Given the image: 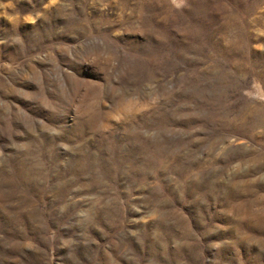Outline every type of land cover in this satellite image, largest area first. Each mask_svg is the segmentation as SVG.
<instances>
[{
  "label": "rangeland",
  "instance_id": "1",
  "mask_svg": "<svg viewBox=\"0 0 264 264\" xmlns=\"http://www.w3.org/2000/svg\"><path fill=\"white\" fill-rule=\"evenodd\" d=\"M0 264H264V0H0Z\"/></svg>",
  "mask_w": 264,
  "mask_h": 264
}]
</instances>
